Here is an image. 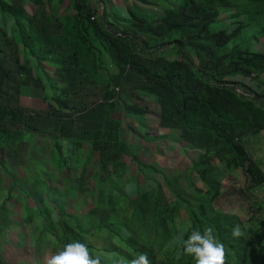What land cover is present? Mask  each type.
Returning <instances> with one entry per match:
<instances>
[{
	"label": "trees",
	"instance_id": "obj_1",
	"mask_svg": "<svg viewBox=\"0 0 264 264\" xmlns=\"http://www.w3.org/2000/svg\"><path fill=\"white\" fill-rule=\"evenodd\" d=\"M126 1L127 18L111 11L126 26L125 35L119 36L95 17L87 0H75L72 11L67 9L64 17L43 7L35 8L30 16L25 10L28 0H0V133L6 134L5 139L16 138L26 144L34 131L36 140L50 132L52 149L59 151L61 161L63 152L55 139L59 132L67 137H91L85 162L99 151L103 168L110 162L118 168L120 156L129 154L130 149L111 114L122 106L125 115L140 118L151 111L147 98L152 97L160 104V123L179 129V137L176 133L166 137L204 150L199 163H192V172L208 185L205 191L195 189L211 198L190 205L173 180L151 167L176 195L175 202L186 208L189 224L169 229L161 223L160 240L141 241L135 238V230L129 236L126 224H118L112 214L91 213L84 221L66 211L60 196L48 206L47 191L39 190L35 202L40 213L26 208L30 219L36 215L39 220L37 233L59 238L60 229L65 242L73 241L83 256L100 264H264V197L249 192L253 221L249 227L236 215L209 212L219 198L221 178L242 167L244 160L250 161L247 172L253 185L264 184L260 164L250 159L246 149L250 136L264 130V49L253 48L264 38V0ZM137 38H143V46L138 48ZM166 50L167 54L163 52ZM44 52L46 55L40 56ZM33 55L39 61L38 70L44 61L60 64L54 71L45 70L51 78L49 90L32 64ZM238 76L250 78L260 89L234 80ZM32 81L45 90L48 110L20 105V86ZM8 173L19 183L12 169ZM83 179L82 172L78 180ZM19 185L32 188L24 182ZM162 202L161 186L140 194L136 200L138 215L142 218L148 211L150 218L155 217ZM168 211L165 215L171 217ZM157 219L158 224L163 220ZM101 230L117 236L131 252L110 247L106 248L108 257L98 258L86 234ZM195 238L190 250V241ZM0 264H7L1 248Z\"/></svg>",
	"mask_w": 264,
	"mask_h": 264
},
{
	"label": "rangeland",
	"instance_id": "obj_2",
	"mask_svg": "<svg viewBox=\"0 0 264 264\" xmlns=\"http://www.w3.org/2000/svg\"><path fill=\"white\" fill-rule=\"evenodd\" d=\"M28 1L30 3L25 6V10L30 16H33L38 8L43 7L48 13L55 11L61 17L68 13L67 9L72 11L71 6L75 2V0H40V3L34 0ZM87 1L95 17L100 18L105 27L116 35H125L123 33L126 29L125 23L115 19L111 11L114 10L118 16L127 18L129 15L126 0ZM18 37H20V31ZM142 40L143 38L135 40L137 48L143 46ZM28 44L31 46L30 49L34 47L31 41ZM253 48L264 49V38ZM163 52L168 53L167 50ZM43 55H46L45 52L40 54V56ZM190 59L197 64L193 55ZM32 61L37 69L36 72L41 73L44 88L49 90L51 78L45 70L54 71L60 64L44 61L38 70L40 64L36 56L33 55ZM6 67H9L8 63ZM41 69L43 71H40ZM24 76L26 77L25 74ZM262 77L264 78V74ZM234 80L251 85L256 90L260 89L250 78L238 76ZM3 87L7 89L6 85ZM41 87L36 86L35 81H32L31 85H21L18 94L20 105L34 110H48L49 105L44 100L45 90L43 91ZM243 89L246 88L243 87ZM51 92L50 90V94ZM147 99L151 111L140 118L125 115L122 106L111 114V117L119 122V130L130 149L129 154L123 152L120 156L121 163L118 168H114L111 162L103 168L99 151H95L90 160L85 162L86 154L92 146L91 137H67L59 132L54 138L59 141L63 152V161H61L57 153L59 151L52 149L50 132L47 133L46 138L39 136L36 140L37 132L34 131L29 134L26 144H20L16 138L5 139L6 134L0 133V248L1 255L7 264H58L59 257L61 264L64 262L65 264H100L92 258L83 256L73 241L65 242L63 231L60 229L59 238H54L47 233H37V230L41 229L36 217L40 209L35 202L36 193L39 190L47 191L48 206L52 207V201L60 196L61 202H65L66 211L79 216L84 221L88 220L91 213L101 215L110 213L120 221L118 224H126L130 230L127 232L129 236L136 231L137 234L134 236L141 241L154 237L160 240L163 237L161 223L166 224L169 229L173 225L175 228H181L189 224L186 208L175 202L176 195L165 187L161 174L154 172L151 167L173 180L176 190L183 191V197L190 201V205H198L199 199L209 202L211 198L209 195L195 189L204 190L208 188V185L203 184L199 176L192 172V163L200 160L204 150L188 148L185 141L179 143L166 137L167 134L173 133L179 137V129L169 128L160 123V104L152 97ZM16 128L14 127L13 130L18 132ZM50 131H52L51 127ZM249 140L250 143L246 144V149L250 159L257 161L264 172V130L258 136H250ZM139 163L146 167L140 169ZM243 163L242 167L232 169L221 178L219 198L214 205L211 204L209 212L211 215H236L245 227H249L253 224L250 219L249 205L252 197L249 192L264 197V184L263 186L253 185L251 175L247 172L249 159L244 160ZM197 168L201 166L197 165ZM10 169L14 171L19 183L24 182L32 188L15 183L8 173ZM82 172L84 179L79 181L78 178ZM159 186L162 187V207L156 211L155 217L150 218L149 212L145 211L144 217L140 218L139 209L136 206L137 197L140 194L154 192ZM113 187L120 189L121 193L115 191ZM28 206L33 209L31 212L36 214L32 216V219L26 212ZM165 206L170 208L166 209ZM168 210L171 217L165 215L169 212ZM164 215L167 218H164ZM157 218L163 220L158 224ZM195 232L196 229H193L192 233ZM205 235L208 240H211L208 232L205 231ZM86 236L98 258L108 257L106 248L110 247L131 252L129 247L107 230L93 231ZM195 241L196 238L190 241V250ZM165 250L166 246L163 244V252ZM162 254L166 255L165 252Z\"/></svg>",
	"mask_w": 264,
	"mask_h": 264
},
{
	"label": "built area",
	"instance_id": "obj_3",
	"mask_svg": "<svg viewBox=\"0 0 264 264\" xmlns=\"http://www.w3.org/2000/svg\"><path fill=\"white\" fill-rule=\"evenodd\" d=\"M92 18H94V17L92 16Z\"/></svg>",
	"mask_w": 264,
	"mask_h": 264
}]
</instances>
